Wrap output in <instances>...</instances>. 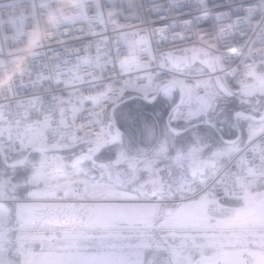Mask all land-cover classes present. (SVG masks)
I'll use <instances>...</instances> for the list:
<instances>
[{"label":"snow or ice","instance_id":"6c2138e0","mask_svg":"<svg viewBox=\"0 0 264 264\" xmlns=\"http://www.w3.org/2000/svg\"><path fill=\"white\" fill-rule=\"evenodd\" d=\"M0 264H264V0H0Z\"/></svg>","mask_w":264,"mask_h":264}]
</instances>
